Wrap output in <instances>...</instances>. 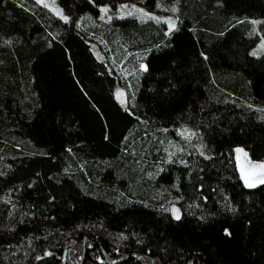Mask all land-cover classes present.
<instances>
[{
    "label": "trees",
    "instance_id": "trees-1",
    "mask_svg": "<svg viewBox=\"0 0 264 264\" xmlns=\"http://www.w3.org/2000/svg\"><path fill=\"white\" fill-rule=\"evenodd\" d=\"M173 1L168 35L126 19L97 42L82 15L158 0H58L68 23L0 0V264H264L239 166L264 162V0Z\"/></svg>",
    "mask_w": 264,
    "mask_h": 264
},
{
    "label": "rangeland",
    "instance_id": "rangeland-1",
    "mask_svg": "<svg viewBox=\"0 0 264 264\" xmlns=\"http://www.w3.org/2000/svg\"><path fill=\"white\" fill-rule=\"evenodd\" d=\"M36 2L37 5L40 7L46 9L49 11L53 16L57 17L61 21L68 23L70 21L69 17L64 13L63 9L58 3V0H33ZM127 5V8L122 9V6ZM160 7H157V3L153 4L152 6L148 7L144 5L142 2H124L118 4L114 9H111L109 6H100L98 7V10L96 13H91V14H85L82 15L79 20L77 21V24L79 27H84L86 29L90 30V35H92L93 40L100 42L102 40V37L104 34L112 33L113 29L115 27L118 30L121 25L120 22L126 20V19H133L134 21L137 22V24H145L148 22H152L154 24H159L161 25L160 27L163 29L164 33L168 35L171 31H173L176 28L177 22H178V17L179 13L183 10V5L179 1H173V2H165L162 3L160 2ZM133 6L137 9H142L144 12H147L151 14V16H155L159 18V22L156 19H151L147 16L142 17L140 13L138 12H133ZM172 7H175L177 9L176 12L172 11H165L164 9H170ZM101 9H107V12L101 11ZM129 12H133V14L129 15ZM66 17L67 22L65 19L62 18ZM103 17V18H101ZM172 20L174 22V28L169 29V25L165 23V20ZM120 26V27H119ZM254 29L256 30V23H253ZM258 31V28H257ZM256 32V31H255ZM258 33V32H257ZM104 39V38H103ZM123 47L121 46L120 51H124V49H127V45H130L129 41H123ZM117 48V46H116ZM93 49L95 53L99 56H101L102 60L104 57L102 56L101 52L99 51V48L97 46H93ZM252 53H256V55H252ZM250 54L254 57H261L264 55V38H259V41L257 45L250 51ZM142 54H138L137 56H141ZM109 60L110 62L113 63L117 62V57L114 54V52H111L109 54ZM128 61L130 59L126 54H124L120 59L119 63H117V67L120 69V72L126 76V72H129L131 67L128 65ZM136 66V65H135ZM138 69H142L141 64L139 62L138 64ZM137 67V66H136ZM117 91L123 92L126 95V91L118 87ZM127 99V97H126ZM180 138L182 140H192L197 142L198 141V135L193 133L189 128L183 127L180 131ZM30 149L31 152H35L34 148H31L29 144H27V150ZM36 152H40L39 150L36 149ZM246 157L241 154L239 156V166L241 168L242 164H246ZM259 184V183H257ZM256 184V185H257Z\"/></svg>",
    "mask_w": 264,
    "mask_h": 264
},
{
    "label": "snow or ice",
    "instance_id": "snow-or-ice-1",
    "mask_svg": "<svg viewBox=\"0 0 264 264\" xmlns=\"http://www.w3.org/2000/svg\"><path fill=\"white\" fill-rule=\"evenodd\" d=\"M160 2L158 0L157 2V7H160ZM128 6H122V9L127 8ZM165 11H172V12H176L177 9L175 7H172L170 9H164ZM101 11L103 12H107V9H101ZM133 12H138L141 14L142 17L147 16L151 19H156L159 22V18L155 17V16H151V14L144 12L142 9H137L133 6ZM133 12H129V15L133 14ZM63 19H65V21L67 22V18L63 17ZM103 18V17H101ZM165 23H167L169 25V29H173L174 28V22L172 20H165ZM253 23H256L255 21ZM252 55H256V53H252ZM142 68H144L145 70L146 67L144 65H141ZM118 95H122V93L118 94ZM237 153H241L243 152V149L237 148L236 149ZM243 155L245 157L248 156L247 152H243ZM241 178L244 180V183L246 186L248 187H253L255 186L257 183L259 184H264V162H252L250 159L246 161V165L242 164L241 165ZM173 215L175 216V218L177 220L180 219V215H179V211L176 209H173ZM227 234V233H226Z\"/></svg>",
    "mask_w": 264,
    "mask_h": 264
},
{
    "label": "water",
    "instance_id": "water-1",
    "mask_svg": "<svg viewBox=\"0 0 264 264\" xmlns=\"http://www.w3.org/2000/svg\"><path fill=\"white\" fill-rule=\"evenodd\" d=\"M122 93V95H118ZM114 101L115 104L121 109V110H125L127 108V99H126V95L123 92L120 91H115L114 92Z\"/></svg>",
    "mask_w": 264,
    "mask_h": 264
}]
</instances>
